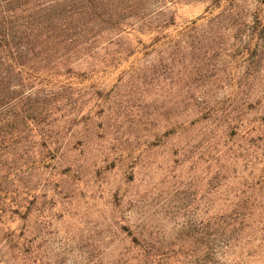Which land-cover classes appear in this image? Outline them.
<instances>
[{"label": "rangeland", "instance_id": "1", "mask_svg": "<svg viewBox=\"0 0 264 264\" xmlns=\"http://www.w3.org/2000/svg\"><path fill=\"white\" fill-rule=\"evenodd\" d=\"M0 264H264V0H0Z\"/></svg>", "mask_w": 264, "mask_h": 264}]
</instances>
